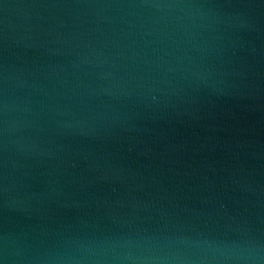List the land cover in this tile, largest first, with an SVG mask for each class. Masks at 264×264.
Wrapping results in <instances>:
<instances>
[{
	"label": "water",
	"instance_id": "obj_1",
	"mask_svg": "<svg viewBox=\"0 0 264 264\" xmlns=\"http://www.w3.org/2000/svg\"><path fill=\"white\" fill-rule=\"evenodd\" d=\"M0 264H264V0H0Z\"/></svg>",
	"mask_w": 264,
	"mask_h": 264
}]
</instances>
